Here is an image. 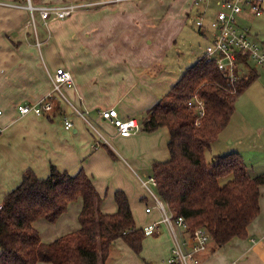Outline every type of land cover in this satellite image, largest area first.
<instances>
[{
    "label": "crops",
    "instance_id": "obj_1",
    "mask_svg": "<svg viewBox=\"0 0 264 264\" xmlns=\"http://www.w3.org/2000/svg\"><path fill=\"white\" fill-rule=\"evenodd\" d=\"M77 1L101 0H34V6ZM145 1L106 3L93 12L79 14L78 10L72 18L48 23L37 12L39 30L32 26L38 23L35 17L31 23L25 0H0V205L27 169L46 177L53 164L71 173L83 167L104 197V213L117 211L115 191L121 189L139 227L146 230L160 221L159 210L146 212L154 202L146 196L139 177L152 174L153 162L170 158L169 133L166 128L146 132L142 123L202 52L196 59L190 57V65L180 66L176 75L173 65L165 60L172 41L168 34L158 32L162 20L155 18L154 11H145ZM179 1L185 4L184 15L190 22L192 0ZM46 25H53V32L45 34ZM176 51L182 54L181 49ZM61 67L74 79L73 87L63 88L68 105L53 93L52 76ZM50 94H54V103H61L60 111L39 116L33 112L23 115L16 109L18 104L33 105ZM112 107L121 117L136 119L141 129L130 136L120 135L114 124L100 115V110ZM76 109L85 112V117ZM64 117L73 122L72 129L65 128ZM230 126L231 122L211 145L217 148L216 155L234 151L244 155L240 149L244 143L231 135ZM260 193L261 212L249 225L248 236L234 238L220 248L209 246L200 256V264H264V185ZM82 207L83 201L78 199L56 222L35 221L42 241L49 243L80 229ZM173 244L172 233L161 223L148 233L141 255L118 239L107 264H168Z\"/></svg>",
    "mask_w": 264,
    "mask_h": 264
},
{
    "label": "trees",
    "instance_id": "obj_2",
    "mask_svg": "<svg viewBox=\"0 0 264 264\" xmlns=\"http://www.w3.org/2000/svg\"><path fill=\"white\" fill-rule=\"evenodd\" d=\"M253 69L228 86L214 62L198 57L142 123L146 132L166 128L169 133L170 158L152 163L158 195L175 217L185 218L189 235L200 227L206 229L214 248L246 238L249 225L261 212L264 173L250 176L243 155L236 151L216 155L212 163L205 158L231 122L239 96L258 78ZM193 95L206 104L199 124L187 105ZM55 105V112L60 111L61 103ZM223 178L228 179L225 184L220 182ZM78 199L83 201L80 229L49 243L42 241L34 222L42 218L56 222ZM115 200L117 211L104 213V197L83 167L71 173L52 164L46 177L27 169L0 208V264H107L118 239L141 255L148 233L137 225L125 191L116 190Z\"/></svg>",
    "mask_w": 264,
    "mask_h": 264
},
{
    "label": "built area",
    "instance_id": "obj_3",
    "mask_svg": "<svg viewBox=\"0 0 264 264\" xmlns=\"http://www.w3.org/2000/svg\"><path fill=\"white\" fill-rule=\"evenodd\" d=\"M27 1V8L31 11L33 21L35 12H38L46 23L71 17L79 9L93 5L106 3H120L125 0H101L87 3H68L57 6H39ZM192 12L195 17H189L190 22L200 34L209 39L208 46L199 57H206L214 62L219 71L228 81V86H233L236 81L241 80L248 72L253 62L256 67L264 70V49L257 40V34L246 21L247 17L254 16L264 19V0H192ZM255 69V68H254ZM53 93H58L61 98L70 103L63 92L64 86L73 87L74 79L72 73L64 67L58 68L54 75ZM235 92V90H232ZM54 94L43 98L33 105L18 104L16 109L20 114L33 112L44 116L55 111ZM71 104V103H70ZM189 108L193 109L197 117L196 123L205 116L206 104L197 95L187 100ZM81 116L86 115L76 109ZM3 109L0 107V115ZM103 119L111 121L122 136H130L137 133L141 126L136 119L123 118L116 108H108L100 111ZM64 126L67 130L73 128V122L64 117ZM146 196L153 199L154 206L147 207L150 213L153 208L161 212L159 222L153 223L146 228L147 233L158 229V224H165L172 233L174 244L171 248L168 264H200V256L207 251L210 244V235L204 228L196 229L191 235L183 216L175 217L162 198L155 192L158 181L154 175L139 177ZM2 205H0V208Z\"/></svg>",
    "mask_w": 264,
    "mask_h": 264
},
{
    "label": "rangeland",
    "instance_id": "obj_4",
    "mask_svg": "<svg viewBox=\"0 0 264 264\" xmlns=\"http://www.w3.org/2000/svg\"><path fill=\"white\" fill-rule=\"evenodd\" d=\"M157 1L160 0H146V3L144 2V8L147 12L154 11L155 18H160V20H162L163 24L158 28V32H160V34H168V37L172 41L170 51L165 60L173 65L174 70L177 72L176 75H178L179 67L190 65L189 62H187L190 57L196 59L198 52H203L210 40L200 35L192 22H186L184 3L179 0H164V3L161 4L157 3ZM75 3H78V1ZM32 4L35 5L34 0H32ZM146 4L149 5L146 7ZM97 7L98 5L83 7L79 9L78 13L93 12ZM195 15V12L191 13V17H195ZM35 18L38 24L37 26L32 24V26L41 30L37 12H35ZM30 19L31 23H33L32 16ZM246 21V24L251 26L252 29L258 33L257 40L262 44V48L264 49V19L250 16L246 18ZM53 27V25H46L45 34L53 32ZM87 31L88 34L89 30ZM177 48L181 49L182 54L176 51L178 50ZM250 64L252 68H255L259 76L239 96L236 104V112L231 119V126L228 130L231 131V135H233L235 139H241L244 143L240 149L244 150L243 157L247 163L249 175L257 176L264 173V70L256 67L253 62ZM63 104L68 105L64 100ZM260 130L262 133L258 135L257 132ZM223 138H226V135H223ZM216 153V147H212L205 152L207 163L213 162ZM227 180L228 179L223 178L220 182L221 184H225ZM155 192L157 193V190H155ZM151 201L153 202V199Z\"/></svg>",
    "mask_w": 264,
    "mask_h": 264
}]
</instances>
